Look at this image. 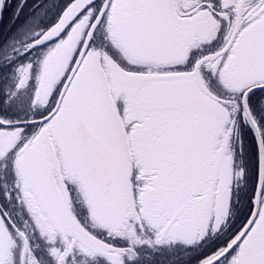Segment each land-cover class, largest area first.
Masks as SVG:
<instances>
[{"label": "snow or ice", "instance_id": "snow-or-ice-1", "mask_svg": "<svg viewBox=\"0 0 264 264\" xmlns=\"http://www.w3.org/2000/svg\"><path fill=\"white\" fill-rule=\"evenodd\" d=\"M0 264H264V0H0Z\"/></svg>", "mask_w": 264, "mask_h": 264}]
</instances>
